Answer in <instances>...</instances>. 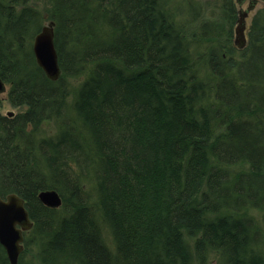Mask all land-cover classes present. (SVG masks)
<instances>
[{
    "label": "trees",
    "instance_id": "1",
    "mask_svg": "<svg viewBox=\"0 0 264 264\" xmlns=\"http://www.w3.org/2000/svg\"><path fill=\"white\" fill-rule=\"evenodd\" d=\"M176 1L48 0L54 81L38 0H0V77L25 107L0 113V195L24 199L39 264H264V8L239 49L234 0L195 28Z\"/></svg>",
    "mask_w": 264,
    "mask_h": 264
},
{
    "label": "water",
    "instance_id": "2",
    "mask_svg": "<svg viewBox=\"0 0 264 264\" xmlns=\"http://www.w3.org/2000/svg\"><path fill=\"white\" fill-rule=\"evenodd\" d=\"M256 0H249L246 14L253 8ZM235 29L234 43L238 48L245 44L244 25L242 18ZM53 22L44 26L35 36L33 42V52L36 55L37 63L43 67L45 74L54 79L59 74L57 64V54L53 44ZM5 86L0 82V91H4ZM39 199L50 206H58L61 199L54 190L43 191L39 194ZM19 224L22 229L30 228L32 223L28 218V212L24 207L23 200L15 194H8L4 198L0 197V243L5 246L10 264H17L18 254L22 249L20 242L23 237L21 230L15 227Z\"/></svg>",
    "mask_w": 264,
    "mask_h": 264
},
{
    "label": "rangeland",
    "instance_id": "3",
    "mask_svg": "<svg viewBox=\"0 0 264 264\" xmlns=\"http://www.w3.org/2000/svg\"><path fill=\"white\" fill-rule=\"evenodd\" d=\"M178 1V2H177ZM176 2L179 3L180 5H182L183 9L181 10V12L184 10L186 12V10H191L193 12H195L194 14L198 13L196 12V8L199 6V18H197V20L193 23V28H195L196 26H198L199 22L201 19L204 18H209L210 20H212L211 18H215V19H219V21L221 20V17L219 16L222 12V2L223 0H177ZM49 6L48 4V0H38V7L40 8V10L43 13V25H47L48 22L51 20L48 18V14H47V7ZM249 6V2H247V0L241 2L240 7H238L237 9H239L240 11H244L248 8ZM192 8V9H191ZM264 8V0H257L255 5L253 6V8L247 13L246 17H245V36H247L251 21L253 16L257 13V11H259L260 9ZM196 10V11H195ZM197 15V17H198ZM237 23H235L236 26ZM42 25V26H43ZM234 26V27H235ZM234 40V39H233ZM0 112L3 115H6L9 112H12L13 114L19 112V111H23L25 107H14L11 105V103L9 102L8 98H7V91L0 93ZM257 213V212H255ZM103 233L106 235V240L109 243V234L107 233L106 229L102 226L101 227ZM30 237V234H29ZM25 239L22 242V245L24 247L23 251L21 252L20 255H22V253L24 254V258H23V262H26L29 260V262H31V264H39V261H37L36 257H35V248H33L31 245H29L28 243H25Z\"/></svg>",
    "mask_w": 264,
    "mask_h": 264
},
{
    "label": "bare ground",
    "instance_id": "4",
    "mask_svg": "<svg viewBox=\"0 0 264 264\" xmlns=\"http://www.w3.org/2000/svg\"><path fill=\"white\" fill-rule=\"evenodd\" d=\"M244 0H234V3H235V5H236V7L238 8V7H240V4H241V2H243ZM246 1V0H245ZM257 1V0H256ZM247 2H249V0H247ZM245 11H247V9L246 10H244V11H240L239 9H237V14H236V20H235V23H240L239 22V20L242 18V23H243V25H244V29H245V17H246V15H247V13L250 11H248V12H246V14H244L243 12H245ZM50 22H53L52 20H50L49 22H48V24L50 23ZM47 24V25H48ZM237 24H236V26H237ZM53 25H54V22H53ZM44 26H46V25H43L42 27H41V29L44 27ZM236 26L234 27V38H235V29H236ZM53 28H54V26H53ZM41 29H40V31H41ZM39 31V32H40ZM38 32V33H39ZM37 33V34H38ZM36 34V35H37ZM35 35V36H36ZM244 35H245V30H244ZM35 36H34V38H35ZM52 36H53V44H54V29L52 30ZM34 38H33V41H32V50H33V42H34ZM244 38H245V44H244V46L246 45V43H247V36H244ZM234 41V40H233ZM235 44V43H234ZM243 46V47H244ZM237 47V46H236ZM243 47H241V48H239V49H242ZM54 48H55V46H54ZM238 48V47H237ZM56 50V49H55ZM33 54H34V57H35V60H37L36 59V55H35V53L33 52ZM56 54H57V52H56ZM37 62V61H36ZM38 64V63H37ZM57 64H58V58H57ZM38 66L39 67H41V69L44 71V69H43V67L42 66H40L39 64H38ZM58 68H59V74H58V76L56 77V78H54V79H52V80H54V81H56V80H58L60 77H62V72H61V69H60V67H59V64H58ZM44 73H45V71H44ZM0 82L5 86V90L4 91H0V93H3V92H6L7 91V93H8V89H9V84L8 83H6L1 77H0ZM0 102H1V99H0ZM1 113V112H0ZM18 113V112H17ZM2 114V113H1ZM16 114V113H15ZM15 114H13L12 112H9V113H7L6 115H4V116H13V115H15ZM3 115V114H2ZM47 190H54V191H56V193L58 194V196H59V198L61 199V204H62V197H61V195H60V193L57 191V190H55V189H44V190H41V191H39V193H38V196H39V194L41 193V192H43V191H47ZM10 194H15L18 198H21L22 200H23V204H24V207H25V209H26V206H25V201H24V199L20 196V195H18L17 193H15V192H11ZM8 195V194H7ZM0 197L1 198H4L5 196H1L0 195ZM39 198V197H38ZM41 201V200H40ZM42 202V201H41ZM43 203V202H42ZM46 207H49V208H59L60 206H61V204L60 205H58V206H50V205H48V204H46V203H43ZM27 210V209H26ZM28 212V211H27ZM28 218H29V220H30V222L32 223V225H33V222L31 221V219H30V216H29V213H28ZM32 225H31V227H32ZM15 227L17 228V229H20L21 231V235H22V237H23V239H22V241L20 242V244L22 245V242H23V240L25 239L24 237H25V235H26V233H28V231L31 229V227L30 228H27V229H22L21 228V226L19 225V224H16L15 225ZM0 245H1V247H2V249H3V251H4V253H5V255H6V258H7V260H8V262H9V259H8V254H7V252H6V248H5V246L4 245H2L1 243H0ZM23 249H24V247H23V245H22V249H21V251L19 252V254H18V257L20 256V254H21V252L23 251ZM17 262H18V259H17Z\"/></svg>",
    "mask_w": 264,
    "mask_h": 264
}]
</instances>
